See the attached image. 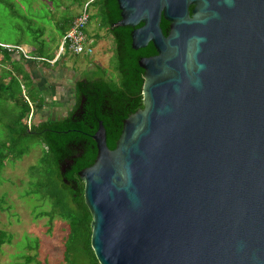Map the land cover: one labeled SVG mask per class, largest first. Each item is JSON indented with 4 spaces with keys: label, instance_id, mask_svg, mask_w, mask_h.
Returning <instances> with one entry per match:
<instances>
[{
    "label": "water",
    "instance_id": "1",
    "mask_svg": "<svg viewBox=\"0 0 264 264\" xmlns=\"http://www.w3.org/2000/svg\"><path fill=\"white\" fill-rule=\"evenodd\" d=\"M143 72L77 172L97 264H264V0H115ZM140 25V26H139Z\"/></svg>",
    "mask_w": 264,
    "mask_h": 264
},
{
    "label": "rangeland",
    "instance_id": "2",
    "mask_svg": "<svg viewBox=\"0 0 264 264\" xmlns=\"http://www.w3.org/2000/svg\"><path fill=\"white\" fill-rule=\"evenodd\" d=\"M82 9L79 0H0V43L11 50L15 45L20 49L16 61L8 62L13 73L3 71L6 66L0 65V78L5 77L0 84V139H8V127L20 128L29 114L30 124L34 125L66 117L74 104L76 80L113 75L112 42L105 30L98 28L91 5L85 9L88 21L83 32L86 39L93 40L92 54L73 55L66 49L59 50L61 40L56 24ZM94 35L98 38H92ZM37 51L44 58H51H43L48 62L45 68L41 67L43 74L32 76L38 84L24 70L25 57L21 53L30 57ZM25 111L20 119L19 114ZM31 144L26 143L27 153L20 159H7L0 171V230L9 239L0 246V264H87L81 240L67 241L63 220L57 216L50 221L47 217L34 219L38 213L48 211L50 205L47 197L25 194L36 179L30 167L37 163L40 154V146ZM25 256L30 258L28 263Z\"/></svg>",
    "mask_w": 264,
    "mask_h": 264
},
{
    "label": "trees",
    "instance_id": "3",
    "mask_svg": "<svg viewBox=\"0 0 264 264\" xmlns=\"http://www.w3.org/2000/svg\"><path fill=\"white\" fill-rule=\"evenodd\" d=\"M79 1L84 7L89 0ZM89 5L95 12L98 28L105 30L111 39L110 67L113 75L110 78H105L103 74L92 80H76L73 84L74 104L64 118L40 121L35 125L30 124L28 128L22 123L18 129L8 127V139H0V171L7 159H20L27 153L26 143L39 145L37 163L30 167L35 172L36 179L31 181L25 194H40L43 199L47 197L50 206L48 211L38 213L34 219L47 217L50 221L57 216L63 220L67 227V241L81 240L87 264H97L89 246L91 217L83 202V183L78 180L77 172L92 163L94 143L91 136L99 122L104 132L108 133L114 148L122 120L142 109L143 72L138 67L137 60L154 55V50L151 44H147L146 47L133 51L130 48L131 29L113 27L119 20L115 0H92L85 9ZM76 16L66 17L56 24L59 39L65 35ZM83 30L84 28L81 29L84 34ZM92 38L96 39L98 36L94 35ZM66 47L64 45V49ZM0 51L8 57L12 53H19L15 49L6 50L1 47ZM38 51L32 55L47 66L43 60L51 58H44ZM26 112L19 114L20 119ZM6 242L9 239L0 230V246ZM62 258L64 261V257ZM24 260L28 263L30 258L25 256Z\"/></svg>",
    "mask_w": 264,
    "mask_h": 264
},
{
    "label": "built area",
    "instance_id": "4",
    "mask_svg": "<svg viewBox=\"0 0 264 264\" xmlns=\"http://www.w3.org/2000/svg\"><path fill=\"white\" fill-rule=\"evenodd\" d=\"M92 0H89L83 7L82 12L79 13L72 21L70 27L68 28L67 32L65 35L60 39V47L59 50L60 52H63L64 45H67L65 48L67 51L72 53L73 55H91L92 50L90 47L91 41L89 39H86L84 34L82 33L81 29L84 28L86 25V22L88 20V17L85 13V7L86 5L91 2ZM0 47L6 50H11L9 49V46H5V44H0ZM12 49H16L20 51L18 47H12ZM59 52V53H60ZM23 56L26 59H29L30 57H27L24 52H21ZM59 55V54H58ZM45 62V60H43ZM48 63V62H46ZM25 124L27 127L30 126V114L26 117L25 119Z\"/></svg>",
    "mask_w": 264,
    "mask_h": 264
},
{
    "label": "crops",
    "instance_id": "5",
    "mask_svg": "<svg viewBox=\"0 0 264 264\" xmlns=\"http://www.w3.org/2000/svg\"><path fill=\"white\" fill-rule=\"evenodd\" d=\"M1 52V51H0ZM20 54V52L18 53V54H16V53H12V54H10V56L8 57L7 55H5L3 52L2 53H0V65L1 64H5L4 66H6L5 67V70H3V71H6V72H12L11 70V67L8 65V62L9 61H16V58L18 57L17 55H19ZM22 57V56H21ZM34 57H36V56H33V55H31L30 56V58L29 59H24L23 61L25 62L24 63V65H23V68H24V70L25 71H27V73H29V75H30V77H31V79H33L32 81H34L36 84H38V81L35 79V78H33L32 76H35L36 75V73H39V74H43L44 73V71L42 70V68H45L44 67V64L43 63H41V62H38L39 60H37L38 59V57H36V58H34ZM31 59V60H30ZM42 67V68H41ZM0 68H1V66H0ZM6 74H8V73H6ZM21 76V75H20ZM4 80V81H3ZM5 82V77H1L0 78V84L1 83H4ZM33 86H34V84H33Z\"/></svg>",
    "mask_w": 264,
    "mask_h": 264
},
{
    "label": "clouds",
    "instance_id": "6",
    "mask_svg": "<svg viewBox=\"0 0 264 264\" xmlns=\"http://www.w3.org/2000/svg\"><path fill=\"white\" fill-rule=\"evenodd\" d=\"M25 119H26V117L24 118V120H25ZM24 120H23V121H24ZM22 124L26 126V124H25V123H22ZM26 127H27V126H26ZM27 128H28V127H27Z\"/></svg>",
    "mask_w": 264,
    "mask_h": 264
},
{
    "label": "flooded vegetation",
    "instance_id": "7",
    "mask_svg": "<svg viewBox=\"0 0 264 264\" xmlns=\"http://www.w3.org/2000/svg\"><path fill=\"white\" fill-rule=\"evenodd\" d=\"M90 41H91V43H92L93 40H90ZM139 59H140V58H139Z\"/></svg>",
    "mask_w": 264,
    "mask_h": 264
}]
</instances>
